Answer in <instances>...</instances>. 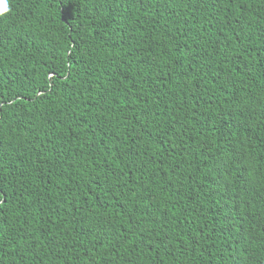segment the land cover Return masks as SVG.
Returning a JSON list of instances; mask_svg holds the SVG:
<instances>
[{
    "label": "trees",
    "instance_id": "obj_1",
    "mask_svg": "<svg viewBox=\"0 0 264 264\" xmlns=\"http://www.w3.org/2000/svg\"><path fill=\"white\" fill-rule=\"evenodd\" d=\"M0 264H264V0H6Z\"/></svg>",
    "mask_w": 264,
    "mask_h": 264
},
{
    "label": "clouds",
    "instance_id": "obj_2",
    "mask_svg": "<svg viewBox=\"0 0 264 264\" xmlns=\"http://www.w3.org/2000/svg\"><path fill=\"white\" fill-rule=\"evenodd\" d=\"M8 11L6 0H0V14Z\"/></svg>",
    "mask_w": 264,
    "mask_h": 264
}]
</instances>
